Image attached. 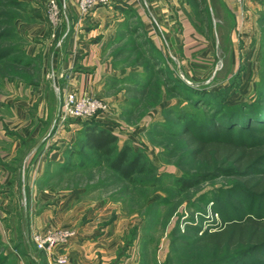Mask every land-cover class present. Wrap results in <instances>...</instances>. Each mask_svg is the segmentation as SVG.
Returning a JSON list of instances; mask_svg holds the SVG:
<instances>
[{"label":"rangeland","instance_id":"rangeland-1","mask_svg":"<svg viewBox=\"0 0 264 264\" xmlns=\"http://www.w3.org/2000/svg\"><path fill=\"white\" fill-rule=\"evenodd\" d=\"M253 1L256 2L254 7L249 8V13L242 10L245 19L237 26L234 14L220 1L177 0L196 28L210 42L213 40V57L199 58L195 63L198 65L192 64L191 59H182V40L178 42L169 38L166 26L154 15L152 20L156 19L161 28L156 25L161 55H155L153 61H150V53H154V50L140 46L141 42L134 35H123L121 31V36L118 34L114 41L109 42L108 58L118 75L108 76L105 92L86 95L105 104L106 107L95 118L119 135V146L128 142L142 153L149 171L138 175L137 183L121 180L105 162L82 169L77 160L75 171L71 174L58 176V167L52 173L46 172L50 173V177L47 176L49 179L47 183H42V187L53 186L56 190L85 188L87 192H93L91 196L94 198L119 202L126 215L134 216L136 224L126 234L129 245L135 248V255L138 256L133 264H195L211 259L223 262L233 252L232 249H223L212 254L203 250L195 242L193 227L201 225L204 231L217 230L223 220L217 210L227 211L229 217L233 216L231 208L239 198L227 196L225 201L219 203L218 189L232 185L234 179L221 176L198 183L188 191L179 188L177 178L191 176L196 171L191 170L195 167L193 159L184 156L182 147L175 144L173 133L183 129L181 116L193 114L198 120H208L212 111L219 114L223 110L227 114L228 107L224 103L231 107L252 103L258 93L264 91V1ZM22 2L23 9H6L3 17L8 24L4 27L8 35L1 42H5L4 49L12 54L0 60V112L7 109L3 104L1 106V100L13 93L12 85L45 83L48 88L44 96L50 102L54 131L61 122L62 104L69 90L63 92L56 86L52 67L56 42H51V38L66 36L70 32L74 11L68 0ZM53 2L57 7H53ZM77 8V16L84 18L80 15L78 3ZM56 11L59 20L53 22L51 17ZM179 24V21L175 23L177 26ZM179 26L176 29L180 34L182 28ZM40 39L50 41L33 56L29 53L30 46ZM58 45L63 46L62 40ZM67 77L63 75V78ZM179 81L183 85L178 84ZM56 94L61 104L57 115ZM201 95L204 100L211 101L210 104L198 101ZM220 118L225 120L222 113ZM86 120L68 118L62 122L66 131L67 123L78 125L72 143ZM32 144H37V141H30L29 146L32 147ZM23 169L24 174L25 167ZM32 192H35V187L32 191L27 186L17 187L20 207L29 205L34 197ZM47 229L37 228L31 233L35 247L43 252L33 240V231ZM61 229L70 228L56 230ZM7 253L10 258L0 261V264H19L18 258L8 247L1 245L0 257ZM53 263L56 264L54 258Z\"/></svg>","mask_w":264,"mask_h":264},{"label":"crops","instance_id":"crops-1","mask_svg":"<svg viewBox=\"0 0 264 264\" xmlns=\"http://www.w3.org/2000/svg\"><path fill=\"white\" fill-rule=\"evenodd\" d=\"M217 1L234 14L237 26L245 19L242 10L249 13L256 2L247 0L241 5L236 0ZM68 3L74 11L71 30L66 36L51 38V42H56L52 57L55 83L63 92L102 93L106 91L108 76L118 75L108 58V47L125 27L126 13L122 8H133L141 20V30L158 50L159 33L153 15L166 26L169 38L182 40V59H191L192 64L198 65L195 63L199 58L210 59L215 52L213 40L210 42L196 28L177 0H114L96 8L87 18L77 16L78 0ZM177 21L182 28L180 34ZM48 40L32 43L29 53L35 56ZM61 40L63 46L58 45ZM65 74L67 78H63ZM47 88L42 82L12 85L13 93L1 100V106L7 109L0 112V238L19 264H54L53 258L35 247L32 230L70 228L77 234L60 250L69 255L68 264H133L138 256L126 234L136 224L135 218L126 215L119 202L94 198L93 192L85 188L56 190L41 186L56 171L57 163L64 162L67 146L78 129L77 124L67 123V131L65 125L53 131L50 102L44 96ZM56 95L57 115L61 104ZM30 141L37 144L30 147ZM18 186H27L31 191L35 187L34 197L25 208L17 200Z\"/></svg>","mask_w":264,"mask_h":264},{"label":"trees","instance_id":"trees-1","mask_svg":"<svg viewBox=\"0 0 264 264\" xmlns=\"http://www.w3.org/2000/svg\"><path fill=\"white\" fill-rule=\"evenodd\" d=\"M10 8L23 9L22 0H0V60L12 54L10 50L4 49L5 42H1L8 35L4 30L8 24L3 21V17L6 15L5 10ZM122 9L126 13L123 35H134L141 42L140 46L153 49L150 61L155 55L159 57L160 51L141 30V20L133 8ZM178 84L183 85L180 81ZM200 98L198 101L202 104L211 102L204 100L202 95ZM223 105L228 107L225 111L227 114L223 110L219 114L212 111L208 120H198L193 114L181 116L183 129L173 133L175 144L182 147L184 156L193 159L195 167L191 170L196 171L191 176L177 178L176 185L179 188L188 191L198 183L225 176L233 178V184L218 189V202L222 203L227 196L239 198L231 208L232 217L227 215V211H216L223 218L217 230L204 231L201 225L193 227L195 242L203 250L212 254L223 249H232L233 252L223 262L211 259L195 264H264V91L259 92L252 103L233 107L225 103ZM221 113L225 120L220 118ZM82 125L75 142L65 151L64 162L56 165L58 176L73 173L77 160L82 169L105 162L121 180L131 184L137 183L138 175L149 171L142 153L128 142L120 147L118 135L95 117L83 121ZM1 245L6 246L0 238ZM9 258L8 253L3 254L0 261Z\"/></svg>","mask_w":264,"mask_h":264},{"label":"built area","instance_id":"built-area-1","mask_svg":"<svg viewBox=\"0 0 264 264\" xmlns=\"http://www.w3.org/2000/svg\"><path fill=\"white\" fill-rule=\"evenodd\" d=\"M114 0H78L80 15L84 18L93 13V11L100 6H108ZM239 4L244 5L247 0H236ZM263 2L264 0H258ZM57 7V4L53 2V7ZM53 22H58V12L54 13L51 17ZM156 25L161 30L159 23L154 19ZM105 104L98 102L96 98L88 96L86 94L79 95L75 91L69 90L65 93L64 101L62 104V110L60 114L61 122L59 127L63 126L62 122L68 118H87L96 117L104 108ZM106 107V106H105ZM76 231L73 229H47V230H35L33 231V240L37 246L44 250L51 258H54L56 264H68L69 257L64 250L70 240L76 236Z\"/></svg>","mask_w":264,"mask_h":264}]
</instances>
